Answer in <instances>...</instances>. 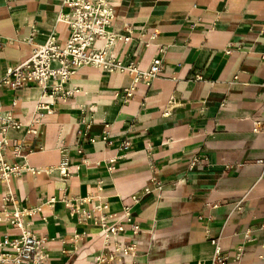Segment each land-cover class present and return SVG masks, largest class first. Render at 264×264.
<instances>
[{
    "label": "crops",
    "instance_id": "crops-1",
    "mask_svg": "<svg viewBox=\"0 0 264 264\" xmlns=\"http://www.w3.org/2000/svg\"><path fill=\"white\" fill-rule=\"evenodd\" d=\"M108 2L111 30L130 36L111 54L162 70L126 97L132 74L83 66L37 123L42 89L1 84L0 116L22 124L2 154L22 170L0 182V216L30 211L22 227L43 239L45 264H210L213 239L227 264H264V0ZM63 9L0 0V80L30 56L31 33L68 38ZM20 235L0 222V241Z\"/></svg>",
    "mask_w": 264,
    "mask_h": 264
},
{
    "label": "built area",
    "instance_id": "built-area-1",
    "mask_svg": "<svg viewBox=\"0 0 264 264\" xmlns=\"http://www.w3.org/2000/svg\"><path fill=\"white\" fill-rule=\"evenodd\" d=\"M63 10L56 16V23H64L69 35L64 42H60L54 33H50L41 44L33 41L31 33L26 42L31 45L30 56L0 80L11 89L37 85L42 89L41 100L34 111V121L37 123L43 112L50 113L47 99L56 101L72 97L76 89L66 88L65 84L70 77L81 67L91 65L107 72H128L132 74L131 85L124 91L126 97H131L135 84L142 80L155 77L162 70V59L153 58L148 69H139L133 61H123L111 54L110 49L117 41L127 42L129 35H123L111 30L115 19L113 7L108 0H62ZM143 35L142 33L140 36ZM155 33L149 34V39L155 38ZM102 41L101 47L96 46ZM15 102H13V105ZM259 124V123H258ZM22 124L10 114L0 116V182L6 183L10 177L19 175L22 167L8 165L3 157V150L8 141L5 133L9 128L18 129ZM28 132L32 133V122ZM257 162L264 164V159ZM193 163V162H192ZM62 176H66V162L62 161L58 167ZM2 200L12 201L10 195L3 196ZM29 213L24 209L14 208L13 211H4L0 222L7 220L11 225L21 229V235L13 239L0 241V264H45L43 253V239L22 227L21 217ZM122 227L110 228L107 232L122 231ZM132 231H138V225L132 226ZM214 245L213 257L210 264H227L226 256L222 253L217 239L211 240ZM131 247L123 250L127 254ZM240 253L236 255L239 258ZM104 260L98 259L97 264Z\"/></svg>",
    "mask_w": 264,
    "mask_h": 264
}]
</instances>
